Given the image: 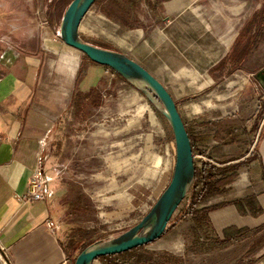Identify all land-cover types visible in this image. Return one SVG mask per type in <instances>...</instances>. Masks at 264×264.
<instances>
[{"label": "crops", "instance_id": "obj_1", "mask_svg": "<svg viewBox=\"0 0 264 264\" xmlns=\"http://www.w3.org/2000/svg\"><path fill=\"white\" fill-rule=\"evenodd\" d=\"M237 2L119 0L124 11L150 10L152 15L146 19L138 14L140 21L132 26L116 23L117 46L109 48L127 55L166 87L199 152L217 167L236 168L238 176L228 192L206 205L209 227L220 239L228 229L264 236V91L249 68L253 53L242 48L247 45L242 33L254 11L245 9L247 2ZM10 28L7 41L18 40L22 50L7 45L0 51V245L6 255L0 254V264H62L72 261L73 240L69 238L67 249L62 201L54 198L52 186L54 194L47 201L24 198L39 166L48 175L54 128L68 114L82 65L86 72L79 88L84 94L115 75L50 36L31 55L27 45L35 26L17 37ZM247 199L255 200L259 215L244 214L236 204ZM48 220L56 224L54 233Z\"/></svg>", "mask_w": 264, "mask_h": 264}, {"label": "rangeland", "instance_id": "obj_2", "mask_svg": "<svg viewBox=\"0 0 264 264\" xmlns=\"http://www.w3.org/2000/svg\"><path fill=\"white\" fill-rule=\"evenodd\" d=\"M243 2L248 3L245 9L254 11L249 19L264 11V0H238L236 6ZM66 6L58 10L55 0H0V51L8 46L22 50L18 40L7 41L11 25L16 37L35 26L27 45L31 55L42 50L43 37L61 39ZM110 8V0H98L86 15L80 34L87 42L102 48L117 46L120 29L105 14ZM130 14L134 25L139 15L147 19L152 11L132 9ZM253 55L249 68L256 75L264 68V37ZM94 90L86 101L83 96L75 100L73 95L68 114L55 125L57 134L51 141L48 175L54 176L50 177L54 198L63 204L67 249L69 238L84 244L106 241L140 223L168 186L176 164L173 130L139 88L115 73ZM190 202L191 194L154 243L96 264H264L262 233L224 244L197 221L189 211Z\"/></svg>", "mask_w": 264, "mask_h": 264}, {"label": "water", "instance_id": "obj_3", "mask_svg": "<svg viewBox=\"0 0 264 264\" xmlns=\"http://www.w3.org/2000/svg\"><path fill=\"white\" fill-rule=\"evenodd\" d=\"M98 0H72L59 28L61 40L84 54L91 62L110 68L129 84L139 88L165 116L175 137L176 164L172 178L140 223L122 234L87 247L74 264H95L99 258L123 254L160 239L196 179L193 145L178 105L166 87L127 55L93 45L80 34L81 24ZM264 91V68L255 75Z\"/></svg>", "mask_w": 264, "mask_h": 264}, {"label": "trees", "instance_id": "obj_4", "mask_svg": "<svg viewBox=\"0 0 264 264\" xmlns=\"http://www.w3.org/2000/svg\"><path fill=\"white\" fill-rule=\"evenodd\" d=\"M71 2L72 0H55L56 8L59 10L61 7L65 5H67L66 7H68ZM110 5H111L112 10L110 8L107 11V13H105L108 18L112 20L115 19L116 22L122 23L123 25H129V26L133 25L132 19L130 18V15H131L130 12L122 10L120 3L117 0H110ZM117 10L119 12L118 15H116ZM258 15L259 14H257L256 17H253L251 19V21L245 28L244 32L242 33V37H241L242 41L243 42L247 41V45H242L240 42L239 46L241 48V45H242V48L244 49L246 54L253 53V50L256 49V47L262 42L263 37H264L263 35L264 33V11L261 12L259 16ZM255 28H256L255 34L253 36H250V33ZM106 49H109V48H106ZM105 68H108V67H105ZM85 72H86V68L85 66L82 65V67L80 68L79 74H78L76 90L74 93L75 100H77V98H79L80 96L81 97L83 96L82 100H85V101L89 100V98L91 97L90 96L91 93L96 92V90H92L90 93L84 94L80 90L79 84L84 79ZM189 134H190V138H191L192 145H193V152L195 154L198 151L197 149L198 146L195 143V139L193 135L190 132ZM204 142L205 140H202V139L198 140V143L203 144ZM195 168H196V179H195L194 186L189 193V195L191 194L190 206H191L192 211L194 212L193 214H195L197 217V221L209 227L210 224H209L208 212H209L210 207L207 208V206H208L210 199L218 195H224L226 192H228V190L230 189L229 187L233 183V180L238 176L237 174L238 172L235 167L220 168L214 165L213 163H205L203 169H199L197 165H195ZM236 204L240 206V209L244 214H252L254 216H257L261 212L259 208L254 209L256 205V202L254 199L242 200ZM263 229L264 228H262V230ZM249 233H250L249 230L228 229L224 233V239H222V242L224 244H227L232 241H236L241 237H245ZM73 240L70 241L69 249H72L74 251L73 259L75 262L77 257L87 247H89L93 243H89V244L77 243ZM109 257L111 256L102 257V258H99L98 260L104 261V260H107V258Z\"/></svg>", "mask_w": 264, "mask_h": 264}, {"label": "built area", "instance_id": "obj_5", "mask_svg": "<svg viewBox=\"0 0 264 264\" xmlns=\"http://www.w3.org/2000/svg\"><path fill=\"white\" fill-rule=\"evenodd\" d=\"M113 74L115 75V73ZM194 160H195V165H197L199 169H203L205 163H213L210 159H208V157L205 154L199 151H197L194 154ZM51 181L52 179L46 174L43 165L39 166L32 176L28 192L24 199H26L27 201H42V202L51 199V197L54 194L51 188ZM189 211L191 212L192 209L191 210L189 209ZM46 226L52 233L55 232L56 224L54 223V221L48 220ZM0 250H2L0 251V254L5 253V250L1 247V245H0ZM3 256L6 257L5 254ZM62 264H73V263L69 259H65Z\"/></svg>", "mask_w": 264, "mask_h": 264}]
</instances>
